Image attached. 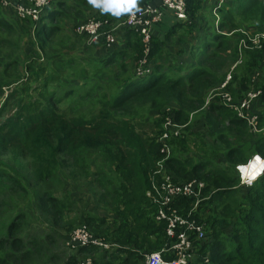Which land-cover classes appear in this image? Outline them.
<instances>
[{"label":"trees","instance_id":"16d2710c","mask_svg":"<svg viewBox=\"0 0 264 264\" xmlns=\"http://www.w3.org/2000/svg\"><path fill=\"white\" fill-rule=\"evenodd\" d=\"M144 4L153 2L145 0ZM186 7L189 23L170 28L162 42L152 38L151 73L136 83L132 76L118 69L121 61L136 65L142 56L138 35L124 30L127 49L98 59L92 46L79 47L78 38L85 37L75 30L91 20L117 24L112 22L111 15L101 14L86 0H53L37 22L25 18L27 23L38 26L34 35L50 65L37 69L27 65L31 80L10 90L5 98L2 86L6 84H0V100L5 99L0 116L9 106L14 107L13 113L0 117V150L6 149L16 157L12 166L0 167V181L5 180L13 191L28 196L39 210L58 221L68 202L67 196L64 201L55 197L57 189L52 184L58 179V172L63 170L76 179L79 175L88 178L93 156L107 168L109 185L101 195L102 202L97 201L102 213H88L81 221L97 237L126 247L117 250L122 255L114 256V263L106 264H141L140 255L156 252L169 243L166 226L155 222L156 208L146 197L152 180H161L155 173L162 158L159 139L164 132L165 110L173 112L176 124L185 126L181 137L169 141L170 146H188L194 138L188 124L190 116L203 109L208 92L218 89L236 60L240 36H227L223 31L242 25L264 30V0H237L219 11L222 34L212 30L210 37L204 35L198 46L190 47L188 67L177 70L170 67L165 72L169 57L162 48L173 46L176 36L180 43L194 39L195 26L191 23L200 11L201 2L187 0ZM2 8L8 7L0 3V43L4 48L14 44V28L2 17ZM70 18L76 21L73 25ZM99 45L100 42L95 46ZM243 56L244 62L232 76L228 91L235 97L248 91L252 84L261 91L253 103L263 104L264 82L251 83L248 72L259 67L264 48L246 51ZM237 79L242 90L231 88ZM56 83L62 87L56 88ZM94 94L96 99L91 106L97 108L85 107ZM213 103L205 108L207 117L211 120L210 117L218 115L227 132L209 128L211 135L221 140L219 149L213 148L215 153L210 149V157L202 163L170 158L165 164L167 175L174 183L197 180L206 185L203 191L206 200L199 205L196 216L206 232L205 239L197 244V263L206 264L203 260L207 258L208 264H264V173L245 194H241L233 174L236 165H245L252 154L264 158V134L244 137L247 123L228 108ZM145 112H154L158 117L145 123ZM136 116L140 118L137 123ZM231 125H237L235 134ZM258 127L264 128V116H258ZM252 139L254 145L250 149ZM218 154L225 159L224 168L212 161ZM193 203L194 200L186 199L175 206L184 213ZM228 230L232 236L225 238ZM7 241L0 240V264L17 261L16 252L6 247ZM82 249L86 253L89 250ZM26 258L24 255L20 259Z\"/></svg>","mask_w":264,"mask_h":264},{"label":"rangeland","instance_id":"374dc122","mask_svg":"<svg viewBox=\"0 0 264 264\" xmlns=\"http://www.w3.org/2000/svg\"><path fill=\"white\" fill-rule=\"evenodd\" d=\"M224 1L226 2V0ZM1 2L3 6L8 7L2 8L4 14L2 17L6 20H9L13 24L12 27L14 28V44L7 45L3 48L0 43V84H6V86H2V91L5 98L7 97L10 90H13L15 87L18 88L22 82H28L31 80L30 72L26 71V68L28 67L27 65H30L33 69H37L38 67H48L50 65L48 64L50 61L47 62L45 54L38 48L39 43L34 35V32H36V28L38 27L35 26L36 23H27L25 19L20 18L17 14V12L22 14L20 9L27 8L28 4L33 2V0H0V3ZM13 11L19 19L15 16ZM126 15L127 14H124L120 17L111 16L112 22L117 24H110L106 27L108 29L117 28L115 31H113V47L115 48H119L123 44L121 34H123L124 29L119 28L118 26L121 22H123ZM22 26H25L24 30H22ZM167 32L168 31L165 33L161 32L163 33L162 39H164ZM223 32L225 33L224 35L227 36H231L232 34H237L240 36V40H238L237 43L238 52L236 60L226 74L223 83L220 84L221 87L223 86L222 88H225L226 93L231 96V102L233 101V105L239 106L247 94H254L249 93L248 91L255 90V87H252V84H249L248 91H246L247 93H238L235 95V97L228 91V87L231 85L232 76L244 62V52L249 50L257 51L264 48V41L261 42L260 40L257 47H253V44L249 42V40L258 39L257 36L264 34V30H258L255 27L242 25L238 29ZM203 33L207 35L209 34V30L204 31ZM152 38L153 37L151 36V39ZM177 38L178 36H176L174 39L175 44H188V41L183 43L177 42ZM81 43L86 46H92L93 49L96 50V44H90L85 38H82ZM174 46L172 49H174ZM165 52H168V48L165 49ZM178 54L179 55H176L177 57L183 56L182 53ZM176 56L173 57L177 58ZM171 60H173V58H171ZM135 67L136 65L134 63L124 64V61H122L120 62V68L118 70L120 72H124L125 74L130 71L133 73ZM165 68L167 69L164 71L167 72L170 67L167 65ZM263 72L264 58L260 62L258 68L249 71L248 73L250 78H252L257 77L259 73ZM263 77L264 75L262 78ZM31 86L34 85L31 84ZM55 86L56 88L62 87L61 84L57 83ZM220 86L218 87L219 89H221ZM231 88L233 90H242L241 85L239 84V79L234 82ZM214 91L215 90L209 91L208 97L211 100H214L213 104L217 105L219 102H216L215 99L220 97V95ZM95 99L96 95L94 94L92 96V101L85 104V107L90 106L89 108L91 109L97 108L95 106H91ZM4 100L5 99L0 100V108L4 103ZM256 103L257 101L254 104ZM253 105L251 103L249 109L246 112L249 122L243 130L244 132L248 131L247 133H244V137L247 136V134H254L264 131V128L258 127V123L255 124L250 122V120L254 117V115L250 113ZM169 111V109H166L165 115L168 114ZM9 112L13 113L14 107L9 106L1 113V116L6 115ZM206 112L207 110L203 108L202 110H199L190 116L188 124L190 123V127H192L191 132H196V134L191 133L194 138L192 142L186 147H178L176 144L171 146L169 159L177 158L178 160L183 161L188 155H192V160L194 162L195 158L197 160L200 157L199 151L202 150L200 139L204 137L208 140L211 139V141H209L210 143L207 142V147L203 148L205 151H209L210 148L211 150L213 148L215 150L219 149L221 140H218L217 136L215 135L210 137L207 130L209 131V128L212 127L226 134L227 132L225 124L223 121L219 120L218 115L210 117L211 120H209ZM168 116L170 115L168 114ZM157 117L158 115L154 112H145L143 115L145 123L149 121L148 119L152 120ZM136 118L137 120L135 123H137L138 119H140L138 116H136ZM213 125H218V128ZM229 127L232 130V133L235 134V127H237V125H231ZM172 140L173 139H170V141ZM251 141L254 142L253 139L250 140V142ZM231 142H233V140ZM7 152L8 151H6V149L0 150V167H10L13 165V159L16 157H14V154L11 152ZM212 152L215 153L216 151L214 152L212 150ZM254 155H256V153L251 155L250 160ZM214 158L215 159H213V162L218 167H225L226 164L222 165L223 157L214 156ZM90 170L91 173L89 177L84 178L79 175L77 177L79 181L76 178L69 177L63 170L58 172V179H56L54 183L59 181L61 183L58 186H54V183L52 184V186L57 189V193L54 192L55 197L61 201H64V197H68V202L64 208V214H62L61 218L59 217L58 221H55L54 218H52L46 212L39 210L36 203L31 202V199L28 196L18 194L13 191L11 186L6 185L7 183L5 180L0 181V240H8L6 247L16 252L17 261L12 264H85L87 262L93 264V260L86 256V252L79 250L81 248L74 249L71 245H69V241L72 238L73 233L82 228V224H85L81 222L83 213L85 212V214H93L99 210L100 206L98 203L102 202L103 199H101V195L104 193V189H107L109 185L107 182L109 178H111L104 163L96 156L91 158ZM162 174L167 175L164 168ZM245 175L249 177L253 176V174ZM61 186L62 192L59 193ZM111 187L115 188V185H112ZM205 200L206 198L195 199L192 205L194 214L199 215L200 211H198V207L201 202ZM85 229L91 237H97L93 235L95 233L92 230L90 231L88 227ZM229 236H232L231 231L229 234H227L226 231L225 238ZM96 253L101 256L102 264L103 262H106L105 260L107 259H104L106 258L104 254H101L100 252ZM24 255H27V258L21 260L20 258H22Z\"/></svg>","mask_w":264,"mask_h":264},{"label":"built area","instance_id":"2783aa9c","mask_svg":"<svg viewBox=\"0 0 264 264\" xmlns=\"http://www.w3.org/2000/svg\"><path fill=\"white\" fill-rule=\"evenodd\" d=\"M53 0H33L31 6L27 8H21L22 14L18 16L22 19L30 18L32 21H38L40 13L44 7H46ZM160 4H146L139 7V11L134 14H129L125 21L121 24V28L124 30H132L139 35L142 43V56L138 60L137 67L135 69V78L142 79L151 73V66L148 62L149 52L151 49V33L152 26L161 24L164 19L165 12H169L175 21L179 23H189L187 15V0H159ZM224 4V0H215L214 7L212 9V15L215 18V28L218 25V10ZM108 21H96L91 20L78 28L75 32L79 36H84L90 42H96L102 40L105 47L109 48L114 44L113 31L117 28H106ZM218 32V31H217ZM219 33V32H218ZM258 39L249 40L253 44V47H257L259 41H264V34L257 36ZM262 37V38H261ZM223 87V86H222ZM218 90L220 100L223 105L231 108L240 119H247V110L251 105V102L260 95V91L249 92L254 94H247L242 100L239 106H234L231 102V96L223 91V88ZM165 116L163 122L164 132L160 136L159 143L161 144L160 153L162 158L158 163V170L155 173L161 177V180L151 183V190L146 193L147 199L155 206V221L158 223H165L166 238L169 243L157 252L144 254L145 264H189L195 256V250H197V244L201 243L205 239L202 225L196 220V214H194L193 207H190L188 211L182 213L175 207V204L184 199H200L202 198L205 185L200 181L194 180L183 184H174L171 178L162 174L163 168L166 171L164 163L169 159L171 152V146L169 144L170 139L181 137V132L184 126L176 124L173 120V116ZM250 122L255 123V118H252ZM241 183L247 186L252 184V180H249L247 176L241 175ZM86 227L78 229L73 233L72 238L69 241L74 249L94 247L102 250H110V245L103 240L95 237H91ZM170 255V260H165L163 256ZM168 257V256H167ZM207 261V260H206ZM85 264H91L89 262Z\"/></svg>","mask_w":264,"mask_h":264},{"label":"crops","instance_id":"0c3cea01","mask_svg":"<svg viewBox=\"0 0 264 264\" xmlns=\"http://www.w3.org/2000/svg\"><path fill=\"white\" fill-rule=\"evenodd\" d=\"M144 1L145 0H139L138 7H140V6L142 7ZM147 2L148 3L149 2H153L154 5L157 4L158 6L160 4V1L159 0H147ZM200 2H201L200 11L197 12L194 15V17L192 18V23H191L192 25L194 24V26H195L194 35H193L194 39L188 40V44H186V45H184V44L181 45V44H177L176 43L175 46L173 45L174 46V49H172L173 46H167V47L164 46L162 48V50H164V52H165V49L168 48V52H165L166 55H168V57H169V60H168V64L167 65H169V67L174 68L175 70H177L178 68L188 67L191 64V60H190V57L188 55L189 49H190L191 46H194V45L198 46L199 45L201 38L205 35L203 33L204 31L209 30V34L206 35V36H209V37H210L211 31L212 30L215 31L214 18H213V15H212V9L214 7L215 0H200ZM233 2H237V0H226V2L223 5V7L226 6V5L227 6H230V5L233 4ZM144 5H146V4H144ZM51 9L52 8H50L48 11H50ZM219 16H220V14H219ZM75 22L76 21H75L74 18H70L69 19V23L70 24L73 25ZM178 25H181V23L175 21L174 18H173V16L169 12H165V16H164V19L161 22V24L152 27L150 29V32H151L153 38H155L156 40L162 42V40H163L162 39L163 33H161V32H164L165 33L170 28H172L174 26H178ZM121 36H122V34H121ZM122 39H123L122 46H120L119 48H114V50L112 52H106L101 45H99V47H96L95 46L96 50L93 52V55L95 57H97L98 59H102L104 57L110 56L111 54H118L121 51H123L124 49L126 50L127 49V44H126V41H125V39H124L123 36H122ZM81 42H82V39L78 38V43L80 44ZM195 42H196V44H195ZM80 45L81 46H79V47L82 49L84 47V45H82V44H80ZM92 49H93V47H92ZM178 53H182L183 56L182 57H177L176 55H179ZM173 56H176L177 58H175ZM171 58H173V60H171ZM125 63H127V61L124 62V64ZM127 74L130 75V76H132L133 73H132V71H130V72H127L125 75H127ZM263 75H264V72L263 73H259L258 76L255 77V79H256V81L258 83L264 82V77L262 78ZM250 113L252 115L256 116V117H258V116L259 117L260 116H264V103L263 104H261V103L254 104L252 106V110H250ZM204 124H205V122H204ZM207 132H208V134H209L210 137H213V135H211L210 131L207 130ZM192 133L193 134H196V132H192ZM259 133L264 134V131H260ZM254 134H258V133H254ZM209 141H211V139L208 140L205 137L200 139V144L202 145V150L199 151L200 157L197 160H196V158L194 159V162L195 163H202L206 159L208 160V158L210 157V149L211 148L209 149V151H205L203 149V148H206L207 147V142H209ZM202 143H204V145ZM253 145H254V142L251 141L250 142V149L253 147ZM256 155H258V154H256ZM217 156L223 157L221 154L216 155V157ZM192 158H193L192 155H188L187 158H185V160H187V159L192 160ZM212 161H213V157H212ZM222 165H225V159H224V157H223V163H222ZM258 165L259 164L257 162H251L248 166L246 165V168L245 169H243V173L244 174H251V175L253 174V176H255L256 173H257V170H258V168H257ZM236 166H238V165H236ZM233 174H234V178L239 182L237 172L234 171ZM174 179L176 180V178H174ZM179 183H181V181H179ZM239 187H240L241 194H245V192H246V190L248 188H244V187H242L240 185H239ZM101 213H102V210L99 209L95 214L97 215V214H101ZM85 215L86 214L84 212L83 213V216L81 217V219H83L85 217ZM229 233H230V230L227 231V234H229ZM93 235L96 236L95 234H93ZM95 238H99V239L103 240L105 243H107L109 245H112V246H111L110 250H102V249H98V248H94V247H85L86 249H89L87 251V253H85V254H87L86 256H88L89 258H91L93 260V264H102L101 256H99L96 252H100L101 254H105V257L106 258H104V259H107V260H105L106 262H103V264H106V263H114L113 257L114 256H118V255L121 257V255H122V254H119L117 252V250H123V249L126 248V247L122 246L119 243H112L109 240H105L104 238H101V237H95ZM205 248L206 249L204 251H205V253H207L208 252V247H205ZM90 249H92V250H90ZM79 250H84V249L81 248ZM140 256L143 258L141 260L142 261L141 264H145L144 255H140ZM165 256L170 257V255H165ZM208 261L209 260L206 258L205 259V263L208 264ZM189 264H199V263H197L196 259L194 258Z\"/></svg>","mask_w":264,"mask_h":264},{"label":"clouds","instance_id":"9594fccd","mask_svg":"<svg viewBox=\"0 0 264 264\" xmlns=\"http://www.w3.org/2000/svg\"><path fill=\"white\" fill-rule=\"evenodd\" d=\"M86 2H87V4L88 5H90L91 7H93V8H95V9H97L101 14H108V15H111V16H114V17H120L121 15H124V14H134V12H136V11H139L140 9H139V7H138V4H139V0H86ZM215 4V3H214ZM224 4H225V1H224ZM224 4H222V7H223V5ZM49 5V4H48ZM47 5V6H48ZM28 6H31V3H29L28 4ZM46 6V7H47ZM141 7V6H140ZM222 7L220 8V9H222ZM45 8V7H44ZM43 8V9H44ZM43 9H42V11H41V13H40V15H42V12H43ZM220 9L218 10V17H219V20H218V25H217V29L215 28V32L216 33H218V34H222V33H220V30H219V23H220V16H219V11H220ZM128 15L125 17V19L128 17ZM213 18H214V16H213ZM125 19L123 20V22L125 21ZM123 22H121L120 24H119V28H121V24L123 23ZM183 24V23H182ZM152 27H154V26H152ZM151 27V28H152ZM214 27H215V18H214ZM123 29V28H122ZM218 31V32H217ZM151 33V32H150ZM137 34V33H136ZM123 35V34H122ZM138 35V34H137ZM151 36H152V34H151ZM138 37H139V35H138ZM86 38V37H85ZM87 39V38H86ZM139 39H140V42H141V38L139 37ZM89 41V40H88ZM151 41H152V39H151ZM151 41H150V45H151ZM98 42H100V45L103 47V49L106 51V52H112L113 50H114V48L115 47H113V45L111 46V47H109V48H106L105 47V45H104V43H103V41L102 40H99V41H96V42H90L89 41V43L90 44H96V43H98ZM141 46H142V43H141ZM142 52V51H141ZM105 58V57H104ZM148 62H149V64H150V66H151V63H150V58L148 57ZM137 63L138 62H136V67H137ZM136 67H135V69H136ZM134 72H135V70H134ZM133 72V74H132V78H133V81H135L136 83L137 82H141L142 80H144L145 78H147L148 76H146V77H144V78H142V79H136L135 78V73ZM251 83H253V84H255V83H258L257 81H256V79H255V77H253V78H251ZM221 87V86H220ZM218 90H219V88L217 89V90H215L214 92H218ZM223 91L224 92H226V90H225V88H223ZM257 91H260L259 89H256V90H250V91H248V92H257ZM245 93H247V92H245ZM260 95H261V91H260ZM259 95V96H260ZM259 96L257 97V98H255L254 100H256V99H258L259 98ZM254 100L251 102L252 104H253V102H254ZM215 101L216 102H219L217 105L218 106H224V107H226V108H228L229 110H231L236 116H237V114L231 109V108H229L228 106H225V105H223V103L221 102V100H220V98L218 97V98H216L215 99ZM210 102H214V100H211L209 97H208V94H207V96H206V102H205V105H204V107L203 108H206L207 107V105L210 103ZM168 114H171L172 116H173V112L172 111H169L168 112ZM168 114H166L165 116H168ZM238 117V116H237ZM165 118V117H164ZM253 118H255V124H257L258 123V117H256V116H254ZM239 120H243V121H245L246 123H248L249 121L247 120V119H240V118H238ZM163 122H164V119H163ZM162 126H163V124H162ZM185 127V126H184ZM168 161V160H167ZM166 161V162H167ZM166 162L164 163V165L166 164ZM251 162H257L259 165L257 166V168H258V170H257V173H256V175L255 176H253V177H249V176H247V175H245L244 173H243V169H245L246 168V165L248 166ZM165 168H166V166H165ZM166 171H167V169H166ZM235 171L237 172V174H238V179H239V185L240 186H242V187H244V188H250L252 185H253V183L264 173V158L263 157H261L260 155H254L253 156V158L250 160H248L247 161V163L245 164V165H238V166H236L235 167ZM167 173H168V171H167ZM241 175H244V176H247L248 178H249V180H252V184L250 185V186H247V185H245V184H242L241 183ZM157 181H159V179H156ZM172 183H174V182H172ZM184 183H186V182H184ZM174 184H177V185H179V184H183V183H174ZM204 191V190H203ZM202 198H203V194H202ZM184 200H186V199H184ZM183 200V201H184ZM189 200H194V199H189ZM181 202V201H180ZM179 202V203H180ZM176 207V206H175ZM191 207H192V205H191ZM177 209H179L178 207H176ZM181 212H182V209H179ZM155 216V215H154ZM197 216V215H196ZM195 216V217H196ZM156 222V221H155ZM156 223H158V222H156ZM158 224H160V223H158ZM163 224H165V223H163ZM200 225H202V227H203V232H204V234H205V236H206V232H205V229H204V225L203 224H201V223H199ZM82 226H85L86 227V225H84V224H82ZM165 226H166V224H165ZM87 228V227H86ZM166 228V227H165ZM165 236H166V233H165ZM167 237V236H166ZM110 246H112V245H110ZM111 248V247H110ZM153 253V252H152ZM195 253H196V250H195ZM195 256H196V254H195ZM195 256H194V258H195ZM204 262H205V259L203 260Z\"/></svg>","mask_w":264,"mask_h":264}]
</instances>
